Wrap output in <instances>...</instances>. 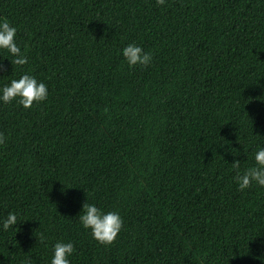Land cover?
Wrapping results in <instances>:
<instances>
[{"label":"trees","instance_id":"trees-1","mask_svg":"<svg viewBox=\"0 0 264 264\" xmlns=\"http://www.w3.org/2000/svg\"><path fill=\"white\" fill-rule=\"evenodd\" d=\"M0 19L28 60L0 52V85L49 93L0 104V264H49L57 240L71 264H264V187L231 166L264 146V0H0ZM86 197L121 215L110 245L79 225Z\"/></svg>","mask_w":264,"mask_h":264},{"label":"clouds","instance_id":"clouds-1","mask_svg":"<svg viewBox=\"0 0 264 264\" xmlns=\"http://www.w3.org/2000/svg\"><path fill=\"white\" fill-rule=\"evenodd\" d=\"M157 4H164L165 0H156ZM17 28L7 19H0V52H6L12 57V65L23 66L28 60L17 43ZM123 61L129 68L135 66H147L152 61V53L145 51L135 42L126 44L120 49ZM7 58V57H5ZM48 86L42 80L27 72L18 78L11 79L8 83L0 85V104H9L15 101L23 108L28 109L34 103L45 102L48 97ZM6 137L0 133V145ZM253 163L241 169V162L233 160L232 169L235 172L234 179L240 190L248 188L252 184L264 187V146L258 145L253 153ZM64 185V184H63ZM66 187V186H65ZM69 188V187H66ZM65 194L64 189H61ZM79 225L89 230L91 237L101 245H110L114 242L123 227V219L117 211H104L96 204L83 202L79 214L76 216ZM18 215L9 211L4 218H0V230H8L17 224ZM75 251L72 241L57 240L51 245V257L49 264H71L70 258Z\"/></svg>","mask_w":264,"mask_h":264}]
</instances>
